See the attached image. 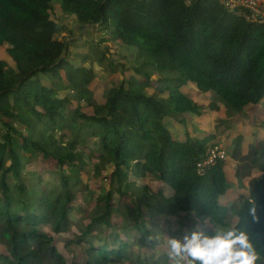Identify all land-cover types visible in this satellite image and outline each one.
I'll use <instances>...</instances> for the list:
<instances>
[{
    "label": "trees",
    "instance_id": "16d2710c",
    "mask_svg": "<svg viewBox=\"0 0 264 264\" xmlns=\"http://www.w3.org/2000/svg\"><path fill=\"white\" fill-rule=\"evenodd\" d=\"M56 10L75 17L80 30L99 27L136 56L134 67L120 65L123 76L116 84L120 66L101 47L107 40L90 45L109 81L103 105L91 88L95 65L86 66L87 54H77L78 64L70 60ZM0 48L15 64L0 58V245L6 249L0 264H123L134 246L158 249V241L148 237L159 235L161 227L143 225L141 203L157 216L187 213L227 224V207L219 202L228 190L224 162L201 174L197 169L218 145L216 136L186 134L180 141L165 120L183 124L186 114L202 116L185 94L189 84L214 93L230 117L259 107L264 25L249 21L242 10L228 11L219 0H0ZM241 143L239 134L236 161L245 160ZM251 150L253 168L264 172V151ZM86 154L96 163V178L113 165L112 190L90 211L79 208L84 221L74 233L71 216L79 199L93 194L82 180ZM39 161L42 168L32 169ZM246 174L237 172L241 179ZM147 175L169 186L172 195L161 186H140ZM252 182L234 227L249 233L264 262V176ZM251 199L259 222L249 214ZM115 211L133 227L118 228ZM65 233L73 235L66 245L83 247V262H68L59 251L55 236ZM152 260L159 264L154 256L137 259Z\"/></svg>",
    "mask_w": 264,
    "mask_h": 264
},
{
    "label": "rangeland",
    "instance_id": "374dc122",
    "mask_svg": "<svg viewBox=\"0 0 264 264\" xmlns=\"http://www.w3.org/2000/svg\"><path fill=\"white\" fill-rule=\"evenodd\" d=\"M59 13V10L55 11V17L58 19L57 21L63 26L62 30L59 32V37L65 36L67 38L66 42L69 44V52L71 55L70 60L75 61L78 64L82 59L81 56H77V54H87L90 56V61L86 64V66L89 67V65L92 66V64H94V68L98 75L91 88L98 93L96 94V101L99 106L103 105L106 101L105 88L106 84H109V81L104 70L98 65L99 62L97 60V56L91 52L90 45L95 46L97 43H100L101 40H107L101 45V47L105 52H107L106 50H109L107 53L108 58L115 64L119 63L117 66L123 64L126 66L125 68L134 67L138 64L136 56L132 49L125 48L121 46L119 42L113 41L110 38V35L102 31L99 27L94 26L86 28L85 30H80L76 24L75 17H62L59 16ZM1 56H3L4 60L12 67L15 66V64L6 55L4 48H0V58ZM117 75L120 77L116 79L115 83L119 84L123 76L121 66L119 67ZM188 86L189 87L185 89V94H187L188 97H190L191 100L199 106L202 116L199 117L195 114H186L184 116L185 123L183 124L174 121L173 119H166L165 123L169 125L173 134L180 141L185 140L186 134H189V136L193 138L204 136L209 133L215 135L216 143L222 147L223 151L226 152V158L224 159L225 161H223L228 181V190L226 194L231 196L234 189L235 192L238 191L240 195H250L251 181L253 180L252 183H255L264 176V172H262L259 168H253L252 156H255V152L251 150L254 146L256 149H262V151H264V101L259 107L248 108L243 113L230 117L226 112L225 106L216 98L214 93L204 94L198 91L194 84H189ZM152 94L153 90L149 89L148 95ZM83 105L85 106L84 109L86 112H94V108H88L86 107V104ZM213 105H217L218 108L213 109ZM239 134H241L242 137V153L240 156L241 158H245L244 161H242V159L236 161L233 157L236 140ZM97 145V140H93L91 142L92 148H96ZM38 158L40 159V155ZM259 158L264 160V157ZM85 159L87 166L82 174V180L84 184H87L88 189L93 191V194L90 195L88 193H84L83 197L79 199L80 201L77 204V209L71 216L72 222L76 224V226L72 227V231L74 233L78 232V226L82 221H84L82 219L83 213L79 210V208H82L83 210L88 209L90 211L95 207L99 196L106 195L109 190H112L109 186L110 182L108 178L114 169L113 165H107L106 170L96 178V163L88 159V154L85 155ZM41 165L43 166V163L41 164L39 161L34 167H32V169L40 170L42 168ZM250 167H252L251 170ZM51 169H54V164L51 165ZM246 169L249 170L246 171ZM237 172H247V174L241 179L237 176ZM138 183L140 186L147 185L153 188L156 186L160 188L161 186L166 196L170 197L172 195L171 188L167 185H161L158 179L152 175H147L145 178L139 179ZM240 195H235L232 200V211L234 212V216L229 217L225 226L213 222L210 218H208L209 223L205 224L204 221L206 218H197L193 214L189 215L187 213H178L174 217H170L169 215L157 216V214L150 212L144 203H141L139 207L143 213V225L147 228H152L155 223L159 222V227H161V233L158 235L159 240H157L158 249L150 248L147 245H143L141 247L134 246L130 250L131 260L123 264H141L137 261L138 257H140L141 260H147V258L151 259L153 256L157 259L159 264H170L167 255L168 238L182 239L186 231H191L197 227L203 230L207 235L214 234V226L221 228L234 227L238 222V211L246 200V198L243 196L241 197ZM115 204H117V199L115 200ZM131 208H134V206L131 205ZM230 208L231 205L227 208L228 212H230ZM113 221L115 224H118V228H129V226L133 227V221L131 223L126 222L125 224V219L119 216L117 211H115ZM87 222L88 221H86L85 224H87ZM120 234L123 235V232L120 231ZM72 238L73 235L71 233L55 236L58 243L57 247L68 262H75L76 260L78 262H83L85 259L83 247L76 244L66 245L65 243L66 240H70ZM4 252H6V249L0 245V253ZM164 257H167L168 259L164 260ZM153 260L150 264H152ZM257 264H264L261 256Z\"/></svg>",
    "mask_w": 264,
    "mask_h": 264
},
{
    "label": "clouds",
    "instance_id": "9594fccd",
    "mask_svg": "<svg viewBox=\"0 0 264 264\" xmlns=\"http://www.w3.org/2000/svg\"><path fill=\"white\" fill-rule=\"evenodd\" d=\"M249 205V214L259 222L256 199L249 200ZM204 222L209 223V219ZM154 239L159 240V236L148 237L149 242ZM167 245L170 264H257L260 260L249 233L235 227L214 226L213 235L197 227L186 231L182 239L168 238Z\"/></svg>",
    "mask_w": 264,
    "mask_h": 264
},
{
    "label": "built area",
    "instance_id": "2783aa9c",
    "mask_svg": "<svg viewBox=\"0 0 264 264\" xmlns=\"http://www.w3.org/2000/svg\"><path fill=\"white\" fill-rule=\"evenodd\" d=\"M219 2L230 12L244 11L245 17L264 25V0H219ZM226 152L217 145L210 148L203 160L198 163L197 169L201 174L215 166L219 161H225Z\"/></svg>",
    "mask_w": 264,
    "mask_h": 264
},
{
    "label": "crops",
    "instance_id": "0c3cea01",
    "mask_svg": "<svg viewBox=\"0 0 264 264\" xmlns=\"http://www.w3.org/2000/svg\"><path fill=\"white\" fill-rule=\"evenodd\" d=\"M6 55H7V54H6ZM3 59H4V57H3ZM235 195H240V194L238 193V191L235 192V190L233 189V191H232V193H231V196L225 194V195H223V196L220 197V203H221L223 206H225V207L228 208V206L231 205L230 212H228V216L230 215L229 217H233V216H234V212L232 211V200L234 199V196H235ZM240 196H241V197L243 196L244 198H246V200L249 199V197H250L249 194H246V196H244V195H240ZM236 220H237V219H236Z\"/></svg>",
    "mask_w": 264,
    "mask_h": 264
}]
</instances>
